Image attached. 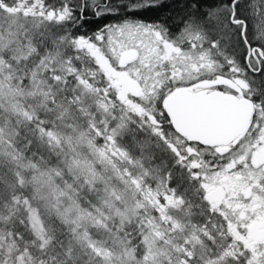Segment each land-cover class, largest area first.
Here are the masks:
<instances>
[{
    "label": "snow or ice",
    "instance_id": "6c2138e0",
    "mask_svg": "<svg viewBox=\"0 0 264 264\" xmlns=\"http://www.w3.org/2000/svg\"><path fill=\"white\" fill-rule=\"evenodd\" d=\"M0 264H264V0H0Z\"/></svg>",
    "mask_w": 264,
    "mask_h": 264
},
{
    "label": "flooded vegetation",
    "instance_id": "af4514ba",
    "mask_svg": "<svg viewBox=\"0 0 264 264\" xmlns=\"http://www.w3.org/2000/svg\"><path fill=\"white\" fill-rule=\"evenodd\" d=\"M171 0H165V4H170ZM166 10H170L169 8H160L159 10H148L145 11L141 17L145 22H153L157 20L165 19L169 13H166Z\"/></svg>",
    "mask_w": 264,
    "mask_h": 264
},
{
    "label": "trees",
    "instance_id": "16d2710c",
    "mask_svg": "<svg viewBox=\"0 0 264 264\" xmlns=\"http://www.w3.org/2000/svg\"><path fill=\"white\" fill-rule=\"evenodd\" d=\"M165 12L170 14V10H166Z\"/></svg>",
    "mask_w": 264,
    "mask_h": 264
}]
</instances>
